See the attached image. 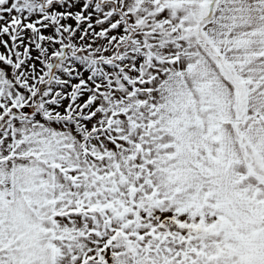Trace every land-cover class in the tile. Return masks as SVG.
<instances>
[{
  "label": "snow or ice",
  "instance_id": "1",
  "mask_svg": "<svg viewBox=\"0 0 264 264\" xmlns=\"http://www.w3.org/2000/svg\"><path fill=\"white\" fill-rule=\"evenodd\" d=\"M0 264H264V0H0Z\"/></svg>",
  "mask_w": 264,
  "mask_h": 264
}]
</instances>
